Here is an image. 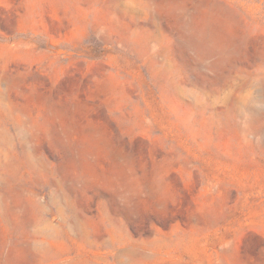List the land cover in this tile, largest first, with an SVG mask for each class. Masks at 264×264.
I'll return each mask as SVG.
<instances>
[{
	"label": "rangeland",
	"instance_id": "obj_1",
	"mask_svg": "<svg viewBox=\"0 0 264 264\" xmlns=\"http://www.w3.org/2000/svg\"><path fill=\"white\" fill-rule=\"evenodd\" d=\"M0 264H264V0H0Z\"/></svg>",
	"mask_w": 264,
	"mask_h": 264
}]
</instances>
